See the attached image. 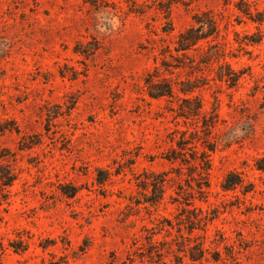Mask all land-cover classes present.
Listing matches in <instances>:
<instances>
[{
	"label": "rangeland",
	"instance_id": "obj_1",
	"mask_svg": "<svg viewBox=\"0 0 264 264\" xmlns=\"http://www.w3.org/2000/svg\"><path fill=\"white\" fill-rule=\"evenodd\" d=\"M240 8L264 12V0H0V163L17 174L0 204V264H129L154 228L167 227L159 241H179L178 230L192 226L204 234L203 221H181L187 199L190 216L212 218L206 247L221 253L217 264H237L231 252L241 264H264V37L252 42L264 24ZM209 10L242 76L235 88L211 80L196 94L208 111L218 104L217 134L235 140L210 153L205 194L175 180L158 208L138 204L150 191L140 183L146 174L174 167L163 156L176 126L185 129L169 111L177 98H151L145 79L162 45ZM89 41L96 50L75 52ZM231 171L245 182L225 191Z\"/></svg>",
	"mask_w": 264,
	"mask_h": 264
},
{
	"label": "trees",
	"instance_id": "obj_2",
	"mask_svg": "<svg viewBox=\"0 0 264 264\" xmlns=\"http://www.w3.org/2000/svg\"><path fill=\"white\" fill-rule=\"evenodd\" d=\"M93 7H97L98 0H83ZM134 12H142L137 8H131ZM164 10V9H163ZM249 19L254 22L264 24V12L254 13L251 8H240ZM165 18L170 19V6L164 10ZM170 24V22H169ZM172 27L164 30L170 32ZM221 35V25L212 11L197 12L193 16V24L181 31L172 45L163 44L160 51V62L156 60V66L153 72H149L145 79L148 88V95L153 99L177 98V107L169 108L170 112L179 125L182 121L185 129L178 126L171 133V146L164 154L163 158L171 162L174 167L171 171L150 172L146 174L145 179L140 181L144 190L150 191L144 194L143 202L138 204L155 205L157 208L163 202L167 190V184L170 181L185 180L187 186L193 188L194 181L197 191L205 194L210 187V172L212 162L210 153L214 152L221 144H231L234 141L226 133L223 136L217 134V127L221 120L219 106L214 105L210 111L205 108L204 100L196 94L208 84L209 81L224 83L229 88L238 86L242 72L236 70L230 62L226 60V42L219 40ZM264 37L260 30L259 38L252 40L253 43L260 42ZM92 42L78 43L75 52L87 54L97 49L96 45L91 47ZM185 73V77L181 75ZM177 75L173 79V75ZM192 126L191 128L188 126ZM259 169H264L260 167ZM98 170V182L106 181V171ZM105 176L101 177L102 173ZM175 172L176 176H173ZM17 179V174L8 163H0V183L2 194L0 204L7 201L9 194L7 188L12 186ZM244 178L240 172H229L222 183L225 191L235 190L244 185ZM251 185V184H249ZM141 186V184L139 185ZM182 189V185H179ZM252 186L245 189V193L251 192ZM76 187L64 186L62 192L73 197L77 193ZM186 199V198H185ZM178 201V200H175ZM183 205V214H186V220L190 224H198L203 221L204 234L200 237L193 236L197 229L195 226L187 228V234L182 229L178 230L179 241L174 238L168 241L166 236L159 241L155 237L168 231L167 227L153 229L146 243H141L138 248L128 254L129 264H217L222 260L219 251H211L206 247L207 224L212 218L192 217L190 208L193 202L185 200ZM197 209L196 207L194 210ZM194 218V219H193ZM169 226H172L171 222ZM172 228H174L172 226ZM224 239V238H223ZM11 246L16 250L25 249L19 242H12ZM177 245V248H176ZM235 257L237 264L239 261V252H231ZM126 264V262H125Z\"/></svg>",
	"mask_w": 264,
	"mask_h": 264
}]
</instances>
